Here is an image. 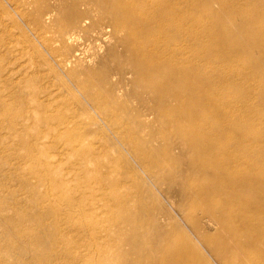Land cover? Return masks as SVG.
<instances>
[{"label": "bare ground", "instance_id": "obj_1", "mask_svg": "<svg viewBox=\"0 0 264 264\" xmlns=\"http://www.w3.org/2000/svg\"><path fill=\"white\" fill-rule=\"evenodd\" d=\"M55 1L18 10L40 37L55 31L50 54L67 93L79 94L77 108L59 115L58 132L35 142L79 155L94 176L82 192L107 196L117 229H98L95 237L121 233L113 247L123 264H264V51L253 57L264 50V32L253 31L264 27V6ZM81 226L65 216L42 227L33 238L46 249L35 254L44 264H78L59 239L81 228L95 232ZM114 254L99 251L98 264H113ZM9 256L0 245V264Z\"/></svg>", "mask_w": 264, "mask_h": 264}, {"label": "rangeland", "instance_id": "obj_2", "mask_svg": "<svg viewBox=\"0 0 264 264\" xmlns=\"http://www.w3.org/2000/svg\"><path fill=\"white\" fill-rule=\"evenodd\" d=\"M35 1L37 3L33 0L32 4L31 0H0V245L10 252L3 264H44L43 258L35 252L46 249L45 242L34 239L33 235L42 234V227L56 225V220L65 216L79 227L90 223L95 230L87 234L81 228L78 235L59 239L64 243L62 248L79 259L78 264H98L99 251L115 253L112 263L123 264L113 247V241L121 243V233L112 230L105 240L95 237L98 229L111 226L117 229V223L107 210V196L82 192L81 186L91 177L94 179L92 173L87 172V165L81 162L79 155L69 156L62 144L43 150L35 142L42 134L51 136L58 132L59 115L71 114L76 107L72 102L76 99L74 95L79 94L76 90L72 91L74 95L67 93L62 84L63 73L50 54L48 42L55 38V31L51 29L44 34L45 38L40 37L32 32V25L18 10L30 12ZM235 2L244 4L245 1ZM250 2L251 6H264V0ZM55 3V0H44L46 6L53 7ZM212 6L217 9L220 4ZM261 20L264 21V17ZM263 28L260 23L253 25L255 32H264ZM263 51L257 49L253 57ZM35 94L39 102L33 100ZM23 112L27 117L22 120L17 114ZM87 116L89 118L90 114ZM102 143L108 145L107 140ZM96 161L91 165H96ZM32 183L50 188L48 191L44 187L33 189ZM67 187L73 189L67 191ZM71 202L84 207L70 209L66 205ZM39 205H52L55 212L42 215L37 209ZM51 232L57 238L59 227L53 226ZM57 251L58 247L54 246L53 252Z\"/></svg>", "mask_w": 264, "mask_h": 264}]
</instances>
